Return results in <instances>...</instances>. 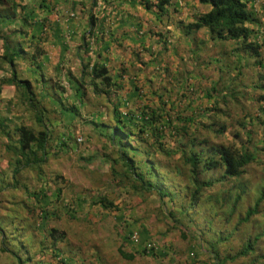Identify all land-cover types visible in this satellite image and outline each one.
I'll return each instance as SVG.
<instances>
[{
    "label": "crops",
    "instance_id": "0c3cea01",
    "mask_svg": "<svg viewBox=\"0 0 264 264\" xmlns=\"http://www.w3.org/2000/svg\"><path fill=\"white\" fill-rule=\"evenodd\" d=\"M143 1L11 0L0 5V178L4 182L14 183L10 165L14 156L8 147L15 145V129L20 126L37 132L35 128L60 125L66 139L87 129L90 139L98 138L100 124L109 121L116 109L122 115L142 110L168 114L177 126L196 130L198 123L214 122L216 110L223 113L220 99L229 89L236 97L257 92L256 98L248 95L247 104L259 106L258 113L264 115L259 110L264 109V99L258 100L264 91L257 88L264 85V0H247L248 9L259 20L247 25L252 40L262 46L259 59L239 52L237 42L214 39L207 28L187 30L210 12L209 5L174 0L165 14L157 16ZM12 2L16 7L10 10ZM94 65L108 71L112 86L103 88L108 96L94 94L89 77ZM188 118L193 120L189 123ZM96 154L98 169L106 175L109 152ZM113 186L117 187L114 181ZM117 190L124 198L128 195L132 207L137 205L123 211L118 202H112L120 245L128 248V253L120 248L118 253L134 256L121 258L178 263L171 245L160 243L167 239L164 226L174 222L160 209L159 201L147 198L152 196L139 199L122 187ZM149 212L151 218H147ZM158 215L164 223L155 222ZM151 222L156 224L153 229ZM150 243L164 256L154 259L140 254ZM195 244L188 258L197 257Z\"/></svg>",
    "mask_w": 264,
    "mask_h": 264
},
{
    "label": "trees",
    "instance_id": "16d2710c",
    "mask_svg": "<svg viewBox=\"0 0 264 264\" xmlns=\"http://www.w3.org/2000/svg\"><path fill=\"white\" fill-rule=\"evenodd\" d=\"M4 1L11 2L0 0V5ZM172 1L144 0L142 4L146 9L153 8L157 16H161L166 13ZM198 2L211 6V10L188 25L189 32L207 28L214 39L237 42L239 52L260 58L262 46L252 40V32L247 27L259 23V20L248 9L247 0ZM9 5L10 10L16 7L13 2ZM89 77L94 94L108 96L103 88L112 84L106 68L92 66ZM257 88L264 91L263 84ZM230 91H227L226 96L236 99L234 92ZM263 99L264 96L258 98L259 101ZM222 101L225 102V97ZM259 110L264 113V109ZM216 111L214 122L199 127L202 131L208 129L218 138L230 127L216 120L225 114L224 110L222 114ZM256 118L250 119L249 127L258 122L264 126V115L260 113ZM187 120L190 123L193 119ZM236 124L240 132L235 131L232 143L224 145L212 142L205 135L202 137L197 130L177 126L168 114L158 115L142 110V113L128 112L122 115L114 109L112 118L100 124L101 130L98 129V132L106 141V148L114 149V154L109 153L105 158L110 163V175L117 187L139 198H156L161 207H169L166 214L174 224L191 225V236L197 248L207 254L211 264H228L239 259L242 260L241 264H264V181L252 184L250 180L254 175V168L250 167L259 163L258 158L264 153V148L252 144L249 136L251 131L244 128L243 122L237 121ZM15 135H18L15 145L8 147L10 151L13 150L14 158L10 165L14 169V183H6L0 178V196L6 189L12 187L16 190L20 187L18 177L24 168L40 171L41 165L51 156L69 150L70 139H66L64 134L55 135L46 128L35 132L20 126L15 129ZM257 144L264 145V133ZM21 188L29 198L37 202L47 200L44 205L49 204L44 187L37 192H29L24 185ZM59 192L58 189L52 197L58 198ZM77 200V206L85 203L79 198ZM94 204L102 205L106 210L115 207L105 198H100ZM73 209H67L70 218H74L76 213ZM8 213L7 217L13 219L9 225L0 219L3 236L1 249L4 253H11L17 264H39V253L48 248L42 246L46 239L49 238L54 246L65 239L64 232L46 228L48 218L42 213L37 228L43 239L38 243L40 248L33 251L37 245L33 231L29 239L14 238L15 233L7 235L11 230H18L14 223V213ZM52 252L59 257L58 251ZM119 253L124 259L134 258L121 250ZM140 254L154 259L164 256L156 253L154 248L148 250L146 247ZM60 261L61 264H74L73 259L61 258Z\"/></svg>",
    "mask_w": 264,
    "mask_h": 264
},
{
    "label": "rangeland",
    "instance_id": "374dc122",
    "mask_svg": "<svg viewBox=\"0 0 264 264\" xmlns=\"http://www.w3.org/2000/svg\"><path fill=\"white\" fill-rule=\"evenodd\" d=\"M1 20L7 22L4 17ZM239 88H241L239 89L240 93L242 87ZM249 94H254V98L258 96L257 92H250ZM249 94L244 97L238 96L236 99L226 96L225 102L220 99L225 114L223 113L216 120L230 127L223 136L216 138L208 129L202 131L199 127L201 123H198L197 132L203 135L202 137L207 136L214 143L229 145L232 143L231 138L233 139L234 132H240L236 122L241 121L244 128L251 131L249 136L252 144L264 148V145L257 144L258 139L262 138L264 133V126L258 122L249 127L250 119H257L256 117H259L258 114H260L258 113L259 106L248 107L247 97ZM243 103L245 107L242 106ZM206 121V124H208V120ZM35 129L38 131L37 128ZM48 130L55 135L62 134L65 131L60 125L56 128L53 127V129L48 128ZM89 136L87 129H80L79 136L75 134L74 138L70 139L68 152L51 156L45 164L41 165L40 171L36 168L35 170L24 168L18 177L20 187L16 190L9 191L8 189L4 191L3 195L0 196V219H3V222L6 221V224L9 225L13 219L11 217L9 219L6 213H14V223L18 227V230H11V233H7V235L11 236L15 233L13 234L14 238L27 237L29 239L33 231L37 243L33 251L38 250L40 248L38 243L43 239V236H41L37 226L41 222L40 215L45 213L48 218L45 222L46 228H55L59 232H64L65 239L58 242L56 246L49 238L46 239L42 246L48 248L39 253V264H61V258L73 259L74 264H211V259L200 249L196 250L197 257L188 258L187 254L191 245L196 246L191 236L192 229L189 224L179 225L173 223L171 226L166 224L164 227L166 228L165 236L167 239L165 241L160 239V243L171 245L170 249L173 250L172 253L178 263H157L145 258L138 259L137 262H128L121 258L118 248L125 253H128V248L120 245L119 234L121 235V233L118 232L120 227H115L114 216L111 214L116 211L111 208L106 210L102 206L94 204V202L99 201L100 198H105L110 202H118V208H122L123 211L127 210L126 207L131 206L130 203L132 202L131 199L127 198L128 195H125L126 198H124L123 192H119L117 187L113 186V177L110 172L103 175L98 169L100 167V156L96 152L105 151L112 154L114 149L111 147L106 148L107 143L100 135L98 138L92 139ZM78 137H81L83 141L77 142L76 138ZM248 146H251V144ZM107 149H110V151ZM80 156L84 157V161L80 160ZM258 161L259 163L250 167L254 168L253 177L247 176L252 184L264 181V153L259 155ZM105 179H109L110 182H104ZM21 185L27 186L29 192H37L39 188L44 187L47 190L49 204L44 205L47 200L37 202L33 198H29L24 193ZM58 189L60 190L59 197L53 198L52 194ZM77 198L85 203L77 206ZM147 198L154 200V197ZM133 206L130 208L137 207L135 204ZM68 208L70 210L74 208L73 210L76 212L74 218H70V214L67 212ZM167 208L169 207L165 206L160 209L166 213ZM114 215H117V213ZM151 216L152 212H149L147 218H151ZM158 217L159 220L156 219L155 222L157 224L164 223V219L160 218L159 215ZM155 225L153 222L149 224L152 229ZM2 240L3 236L0 230V264H17L11 253L2 252ZM52 250L58 251L59 257L55 256ZM241 262L242 260L239 259L228 264H241Z\"/></svg>",
    "mask_w": 264,
    "mask_h": 264
},
{
    "label": "built area",
    "instance_id": "2783aa9c",
    "mask_svg": "<svg viewBox=\"0 0 264 264\" xmlns=\"http://www.w3.org/2000/svg\"><path fill=\"white\" fill-rule=\"evenodd\" d=\"M76 141L77 142H82L83 141V139L81 138V137H78V138H76ZM132 240L134 241V242H137V234H133L132 235ZM146 248L149 250V249H152V248H155V246L153 245V244H148L147 246H146Z\"/></svg>",
    "mask_w": 264,
    "mask_h": 264
}]
</instances>
